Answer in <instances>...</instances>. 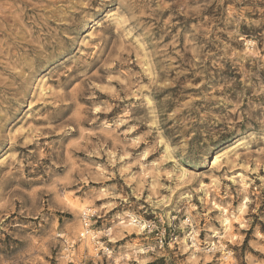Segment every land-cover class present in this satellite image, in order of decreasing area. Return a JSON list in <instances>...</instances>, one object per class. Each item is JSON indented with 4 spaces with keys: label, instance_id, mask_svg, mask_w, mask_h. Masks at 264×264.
I'll list each match as a JSON object with an SVG mask.
<instances>
[{
    "label": "rangeland",
    "instance_id": "rangeland-1",
    "mask_svg": "<svg viewBox=\"0 0 264 264\" xmlns=\"http://www.w3.org/2000/svg\"><path fill=\"white\" fill-rule=\"evenodd\" d=\"M244 198V226L224 234L222 209ZM79 206L111 228V260L78 240ZM127 214L181 239L134 254L154 236L119 225ZM187 217L233 255L193 251ZM127 252L264 264V0H0V264Z\"/></svg>",
    "mask_w": 264,
    "mask_h": 264
},
{
    "label": "built area",
    "instance_id": "built-area-1",
    "mask_svg": "<svg viewBox=\"0 0 264 264\" xmlns=\"http://www.w3.org/2000/svg\"><path fill=\"white\" fill-rule=\"evenodd\" d=\"M100 216H98L97 212L88 209L81 214V230L79 232L78 240L88 241L93 246L94 252H96V256H102L105 261L111 260L113 257V244L110 240L112 236V231L110 227H106L103 229H96L95 225L99 220ZM129 220V217L127 218ZM136 221H140L135 218ZM193 222L190 218H185L183 220V226L186 229L185 241L187 245L193 250L195 247L198 249L206 250L208 253H221L223 255H233V251L227 249V245H220L219 239L214 234H211L212 241L209 243H204L200 239V233L195 234ZM145 234H151L154 236V243L151 245H145L146 253L152 252L155 249H162L170 243L178 244V239H181L179 235H177L176 231L170 226H164L161 224L160 220H145L144 223V232ZM74 246V243L68 244V250L70 251ZM220 250H219V249ZM218 249V250H217Z\"/></svg>",
    "mask_w": 264,
    "mask_h": 264
},
{
    "label": "bare ground",
    "instance_id": "bare-ground-1",
    "mask_svg": "<svg viewBox=\"0 0 264 264\" xmlns=\"http://www.w3.org/2000/svg\"><path fill=\"white\" fill-rule=\"evenodd\" d=\"M226 156H228V153H226V152H224L222 154L215 153L211 157V159L213 160V164L214 163L216 164L222 157H226ZM235 178L240 179L241 183L243 184L241 186H243L244 187V190H245V187L247 188L248 183L245 182L244 176L241 173H237L236 176H235ZM229 179L232 182H234V180H235L234 177L233 178H229ZM204 186H205V184L204 183H201L199 188L202 189V188H204ZM207 200H208V198H207ZM70 202H72V200ZM248 202H249V200L247 198H244V200L242 201V203L240 204V206H239V208L237 210V213H238L237 215L236 214H233V213H230L225 208L222 209V216H221L222 217V221H221V223H222V226L224 228L223 229V233L224 234L227 233V231H229L231 229L232 221L233 222L238 221V224H240V228L244 226L243 223L241 222V220H243V218H240V217L244 213V211L246 210L247 203ZM77 208H79L81 210V212H84V211H86V210L89 209L87 206H79ZM125 217H121L120 215L117 216V218L119 220V223H118L119 225L135 226L136 228L137 227L139 228V231H141V233L144 232V223H145V220L144 219H141L139 217L133 216L132 214H127V217H129V220H127V219L125 220ZM135 218H137L140 221V223L139 222H134V221H136ZM187 218H189V217H187ZM220 237L222 238V236H220ZM220 237H217V238H220ZM66 242L67 241L65 240V244H66ZM145 249L146 248H144V247H138L137 249H134V254L139 253V254L143 255V254L146 253V250ZM199 250H201V249H198V247H195V249L193 251L199 252ZM68 252H69V250H68ZM121 259L124 261V264H128L127 261L130 259V254L128 252L127 253H124V254H120L119 258L118 257L117 258L116 257L114 258V261L115 262H118V260H121Z\"/></svg>",
    "mask_w": 264,
    "mask_h": 264
}]
</instances>
